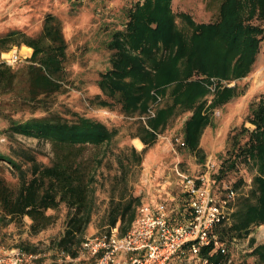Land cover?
<instances>
[{"label": "trees", "instance_id": "obj_1", "mask_svg": "<svg viewBox=\"0 0 264 264\" xmlns=\"http://www.w3.org/2000/svg\"><path fill=\"white\" fill-rule=\"evenodd\" d=\"M210 1L217 5L213 21L196 22L191 14L181 13L190 27L187 32L177 22L172 0H136L123 7L112 23L115 27L102 39L109 51L98 78V86L107 95L102 104H116L122 113L139 116L132 138H140L145 147L139 150L132 145L136 164L178 114L185 116L178 146L204 159L200 141L205 128L213 124V111L242 94L237 84L227 83L252 70L264 41V0ZM13 7L0 8V55L22 44L33 51L13 65L0 60V246L11 224L27 225L29 233H39L63 209V231L44 249L22 237L16 246L39 253L33 264H72L66 255L79 256L88 237L97 184L104 175L100 169L109 152L114 153L112 143L119 129L57 107L75 70L65 23L47 12L39 29L31 32ZM156 103L155 115L144 121L140 116ZM249 109L247 119L254 127L244 125L231 134L212 162L213 189L221 196L245 182L244 175L234 179L232 172L249 159L257 166L248 192L236 197L231 222L220 228L226 242L248 236L252 226L264 224V95ZM20 135L50 142L51 152L26 144ZM125 159L130 161L128 154L126 158L117 154L121 166ZM128 176L124 172L114 176L101 216L106 231L119 225L120 233H125L135 221L141 195ZM184 195L187 198V192ZM186 204L187 200L182 201L172 213L180 215ZM251 245L250 253L240 260L229 253L228 245L227 255L219 250L209 255L210 247L203 253L217 264H264V242L255 244L251 238Z\"/></svg>", "mask_w": 264, "mask_h": 264}, {"label": "rangeland", "instance_id": "obj_2", "mask_svg": "<svg viewBox=\"0 0 264 264\" xmlns=\"http://www.w3.org/2000/svg\"><path fill=\"white\" fill-rule=\"evenodd\" d=\"M135 1L0 0V8L8 4L14 6V10L22 18L21 21L26 19L24 24L26 23L27 30L31 32H36L39 29L47 12L57 14L64 21L65 32L70 40L69 58L72 59L75 70L71 82L66 81L68 91L59 96L57 107L77 111L102 120L110 127L119 129V133L112 143L114 153L109 152L104 165L100 169L104 175L100 177L101 180L97 184V206L94 218L87 228V236L106 231V228L101 225V216L107 208L109 190L114 183V176L123 174V172L128 174L129 183L135 181V191L141 195V202L153 204L165 200L163 198L166 197L159 196L163 190H168L170 194L177 195L180 189L175 184L179 182L178 178L181 177L175 171V166L177 165L180 171L185 174H193L191 176L202 174L206 170L205 163L209 157L212 158V162L216 161L218 154L225 149L231 134L240 132L244 125L250 128L254 127V124L247 119L250 114L249 108L251 104L258 102L264 95L263 41L252 70L246 76L227 83L228 85L237 84L242 94L213 111V124L207 126L201 138L203 140L204 159H202L201 154L187 153L178 146V138L180 137L178 132L185 117L184 114H178L172 118L170 126L159 134L157 141L147 148L142 162L136 164L135 158L131 154V147L132 145L137 146L135 138H132V136L137 132L139 116H128L122 113L120 106L116 104L104 106L102 102L107 98V95L98 86L99 72L105 66L101 62H107L109 56V51L102 44V39H107L109 30L115 27L112 23L117 22L116 20H118L123 7H128ZM75 2H79V4ZM172 8L177 14L179 26L187 32L190 31V27L183 19L182 12L191 14L196 22H210L216 19L217 5L214 1L172 0ZM23 12H26V15ZM23 45L25 44L19 47L13 46L11 49L17 47L23 53ZM32 51L33 49L29 55L24 53L23 55L29 58ZM23 60H25V57ZM97 94H100V96L97 97ZM212 95L213 93L208 97L211 98ZM19 137L28 145L36 146L48 154L51 152L50 142L32 136L20 135ZM3 138L5 137H1V140H4ZM119 153L124 154V158L128 154L130 161L127 162V159H125L127 163L121 166L117 160V154ZM208 173L211 177V170ZM256 173L257 166L251 159L244 163L238 172L231 173L234 179L241 175L245 176V182L237 189L238 195L248 192ZM172 183L175 184L172 185ZM169 184L172 187H169ZM152 189L155 191L153 194ZM166 201L170 210H179V206H181L179 199L174 201L169 198ZM180 218L178 215V219ZM63 219L64 210L60 209L56 211L55 221L39 233H29L27 225L19 228L11 224L6 229L9 232L0 246V250L17 247L16 244L20 237L26 238L36 243L40 249H44L52 238L58 237L63 231ZM251 238H255V244L264 242V224L252 226L248 236L227 241L226 244L230 249L229 253L239 260L245 258L253 248ZM82 260H89V255L82 256ZM192 262H194V256L188 253V256L175 255L170 264H190Z\"/></svg>", "mask_w": 264, "mask_h": 264}, {"label": "built area", "instance_id": "obj_3", "mask_svg": "<svg viewBox=\"0 0 264 264\" xmlns=\"http://www.w3.org/2000/svg\"><path fill=\"white\" fill-rule=\"evenodd\" d=\"M24 57L15 47L2 52L0 60L13 65ZM158 103L141 116L144 121L155 115ZM212 168L213 163L209 162L206 172L191 176L181 172L176 165L187 192L186 207L179 215L182 220L169 211L164 201L142 202L127 232L120 233L119 225H116L110 231L88 236L79 256L66 255V260L72 264H168L173 256L189 253L194 256V262L190 264H217L209 255L218 250L225 255L228 253L226 241L219 231L231 220L238 191L229 188L222 196L216 193L208 173ZM206 247H210L209 255L203 253ZM86 255L89 260L83 261L82 256ZM38 256L39 253L21 247L1 249L0 264H33Z\"/></svg>", "mask_w": 264, "mask_h": 264}, {"label": "crops", "instance_id": "obj_4", "mask_svg": "<svg viewBox=\"0 0 264 264\" xmlns=\"http://www.w3.org/2000/svg\"><path fill=\"white\" fill-rule=\"evenodd\" d=\"M207 128V127H206ZM206 128H205V130H206ZM202 138V137H201ZM136 139V138H135ZM140 139V138H139ZM141 140V139H140ZM143 145H145L144 143H143ZM200 146L203 148V140L201 139V141H200ZM139 150H141V149H143L144 147L142 146V147H139L138 146V144H137V146H136ZM196 155V154H195ZM209 162H212V158L211 157H209V159L207 160V162L205 163V167H206V169H207V163H209ZM175 171H176V166H175ZM177 172V171H176ZM182 172V171H181ZM204 172H206V170L204 171ZM203 172V173H204ZM184 173V172H183ZM178 174V173H177ZM190 175H193V174H190ZM181 177V176H180ZM178 178V177H177ZM179 180V182L177 183V184H175V183H172V185L173 184H175V185H177L178 186V188L180 189V191H179V193L175 196V195H173V194H170L169 193V191L168 190H163L162 192H161V194L159 195L160 197L161 196H164V197H166V198H163V199H165V200H163L164 202H166L167 203V199H173L174 201H176L177 199H179L180 200V202H182V201H184V200H186V198H185V195H184V193H186V187H185V184H184V182H183V179H182V177L181 178H178ZM170 183V182H169ZM170 186L169 187H172L171 186V184H169ZM151 192H152V194L153 193H155V191L152 189L151 190ZM179 197V198H178ZM144 202V201H143ZM168 206V208H169V205H167ZM179 207H181V206H179ZM169 211L170 212H172V210H170L169 209ZM175 258V256H173L172 257V259L168 262V264H170L171 263V261L173 260Z\"/></svg>", "mask_w": 264, "mask_h": 264}, {"label": "bare ground", "instance_id": "obj_5", "mask_svg": "<svg viewBox=\"0 0 264 264\" xmlns=\"http://www.w3.org/2000/svg\"><path fill=\"white\" fill-rule=\"evenodd\" d=\"M31 50H32V48L30 46H28V45H23L22 46V52L24 54L29 55L31 53ZM135 141H136V143L138 144L139 147L143 146V142L139 138H136Z\"/></svg>", "mask_w": 264, "mask_h": 264}]
</instances>
